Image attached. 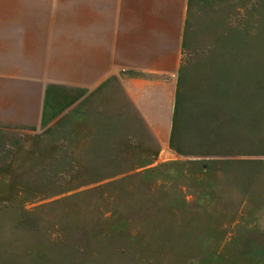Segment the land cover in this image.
<instances>
[{
  "label": "rangeland",
  "instance_id": "1",
  "mask_svg": "<svg viewBox=\"0 0 264 264\" xmlns=\"http://www.w3.org/2000/svg\"><path fill=\"white\" fill-rule=\"evenodd\" d=\"M81 107L0 129V264H264V0L188 1L169 141Z\"/></svg>",
  "mask_w": 264,
  "mask_h": 264
},
{
  "label": "crops",
  "instance_id": "2",
  "mask_svg": "<svg viewBox=\"0 0 264 264\" xmlns=\"http://www.w3.org/2000/svg\"><path fill=\"white\" fill-rule=\"evenodd\" d=\"M188 1L0 0V129L122 103L169 141Z\"/></svg>",
  "mask_w": 264,
  "mask_h": 264
}]
</instances>
